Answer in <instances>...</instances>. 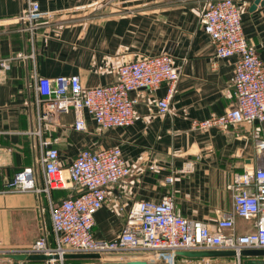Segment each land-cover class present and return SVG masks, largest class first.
Returning <instances> with one entry per match:
<instances>
[{"label": "crops", "instance_id": "obj_1", "mask_svg": "<svg viewBox=\"0 0 264 264\" xmlns=\"http://www.w3.org/2000/svg\"><path fill=\"white\" fill-rule=\"evenodd\" d=\"M35 1L39 14L31 33L26 22L16 21L27 0H0V59L13 58L8 69L0 68V255L18 253L44 233L52 242L51 208L77 195L73 187L39 196L10 191V179L28 167L36 169L42 186V140L52 142L61 167L82 149H121L131 174L109 187L94 216L95 239H115L133 203L159 202L166 194L174 196L178 215L217 230L218 220L233 209L228 185L234 175L258 168L256 143L257 136L264 140V123L192 129L193 121L221 116L236 103L238 56L216 57L214 42L200 21L207 0ZM235 1L244 34L264 60L263 0L255 8L256 0ZM19 52L27 57L15 58ZM165 52L181 72L167 113L156 108L168 90L162 83L131 93L138 103L135 122L128 127L101 129L85 114L86 129L76 131L72 112L62 113L55 124L39 120L34 73L77 74L84 87H95L116 82L120 65ZM39 129L40 138L31 135ZM189 162L195 171L179 173ZM171 175L175 180L167 185ZM237 227L239 233L252 230L240 218ZM201 260L179 255V264Z\"/></svg>", "mask_w": 264, "mask_h": 264}, {"label": "built area", "instance_id": "obj_2", "mask_svg": "<svg viewBox=\"0 0 264 264\" xmlns=\"http://www.w3.org/2000/svg\"><path fill=\"white\" fill-rule=\"evenodd\" d=\"M38 14V2L27 0L25 10L16 21L26 22V29L33 33ZM200 21L214 42L217 58L238 56L234 82L236 103L221 116L193 121L192 129L205 132L215 128L226 130L243 123H264V60L244 34L236 1L207 0ZM26 57L23 52L15 55V58ZM11 59H0V68L8 69ZM180 74V66L175 65L167 52L122 64L117 70L116 82L95 87H84L77 74L44 77L34 73V100L39 120L55 124L62 113L72 112L76 131L86 129L85 114L101 129L128 127L135 122L138 103V98L131 93L166 83L167 94L156 101V108L160 114L167 113ZM31 135L40 138L41 130ZM40 144L42 186L38 185L36 169L28 167L14 175L10 191L39 196L73 187L77 195L66 197L51 208L52 242L44 233L18 253L52 257L44 264H64V257L69 254L105 255L97 260L98 264L130 261L179 264L182 252L232 251L235 253L233 264H243V251L264 250V140L259 136L258 168L234 175L228 185L233 209L218 220L217 230H211L202 221L178 215L174 196L166 194L159 202L133 203L123 231L113 240L95 239L93 227L94 216L106 202L109 187L131 174L121 149H82L66 167H61L52 142L42 140ZM151 168L159 169L156 165ZM194 171V165L189 162L179 173ZM174 180L172 175L167 177V185ZM237 218L251 223L252 230L239 233ZM201 261V264L213 263L211 258Z\"/></svg>", "mask_w": 264, "mask_h": 264}, {"label": "water", "instance_id": "obj_3", "mask_svg": "<svg viewBox=\"0 0 264 264\" xmlns=\"http://www.w3.org/2000/svg\"><path fill=\"white\" fill-rule=\"evenodd\" d=\"M261 0H256L253 4V8L260 3ZM264 4V0L262 1ZM13 182L10 179V184ZM183 255L188 258L193 259H203V258H232L235 257V253L232 251H193V252H182ZM6 259L13 261V264H35L46 262L52 257L44 255H33L25 253H7L3 255ZM105 255L100 254H69L64 257V259H90V260H100V258ZM242 256L245 259L243 264H264V250H246L242 252ZM55 258V257H54ZM100 264H156L147 261H130V262H120V263H100Z\"/></svg>", "mask_w": 264, "mask_h": 264}, {"label": "rangeland", "instance_id": "obj_4", "mask_svg": "<svg viewBox=\"0 0 264 264\" xmlns=\"http://www.w3.org/2000/svg\"><path fill=\"white\" fill-rule=\"evenodd\" d=\"M0 256L4 257L3 255H0ZM2 257H0V264H11L12 263V260L6 259V257L4 258ZM213 259L217 261L216 263L214 262L213 264H233L235 261L234 257L232 258H213ZM186 260L189 261V259H186ZM42 263L44 264V262ZM64 264H72V263H64ZM76 264H98V262L94 260V261H87V262L83 261L81 263H76Z\"/></svg>", "mask_w": 264, "mask_h": 264}, {"label": "trees", "instance_id": "obj_5", "mask_svg": "<svg viewBox=\"0 0 264 264\" xmlns=\"http://www.w3.org/2000/svg\"><path fill=\"white\" fill-rule=\"evenodd\" d=\"M83 261L87 262V261H94V260H90V259H65L64 263L76 264V263H81Z\"/></svg>", "mask_w": 264, "mask_h": 264}]
</instances>
